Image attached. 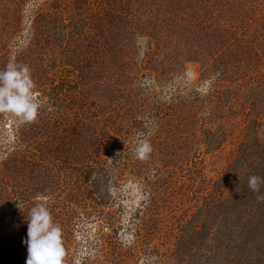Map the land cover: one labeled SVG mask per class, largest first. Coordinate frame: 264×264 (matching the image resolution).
<instances>
[{
  "label": "rangeland",
  "instance_id": "rangeland-1",
  "mask_svg": "<svg viewBox=\"0 0 264 264\" xmlns=\"http://www.w3.org/2000/svg\"><path fill=\"white\" fill-rule=\"evenodd\" d=\"M210 1V10L218 7ZM192 2L0 0V68L28 65L42 101L33 123L0 114V258L7 264H25L21 236L37 201L57 211L59 224L75 211L63 225L64 264H147L151 257L154 264H264V200L257 199L264 186L246 210L231 207V218L216 204L225 192L233 201L252 171L242 162L231 167L244 115L211 118V105L195 98L208 94L215 75L200 57L188 58L200 45L172 23L184 12L188 21L205 15ZM231 5L223 20L238 26L239 4ZM123 9L129 17H114ZM80 45L92 51L84 69L73 65ZM258 122L264 136V116ZM221 127L225 139L215 147ZM140 132L153 147L145 160L135 155Z\"/></svg>",
  "mask_w": 264,
  "mask_h": 264
},
{
  "label": "trees",
  "instance_id": "trees-1",
  "mask_svg": "<svg viewBox=\"0 0 264 264\" xmlns=\"http://www.w3.org/2000/svg\"><path fill=\"white\" fill-rule=\"evenodd\" d=\"M162 1L169 2L172 0ZM187 1L188 0H176V8H181ZM233 1L239 4L234 6L236 8L235 10L241 13V16L238 18L239 24L238 26H232L233 22H231V25L225 26L223 20L224 12H221V10L231 11L233 9V5H231ZM216 5H218V7H213L210 10V7H212L210 0H193L189 6H193V11H195L197 15H201V13L205 15L198 17L195 15L194 21H188L185 20L187 14L184 12L180 13L181 16L178 19H176V16H172L176 19L172 23L177 26V31L180 30L181 27H185L183 31H186L187 38H192L191 40L195 39V43L200 45V48L191 51L193 54L188 58L194 57L199 59L197 57H200L199 60L203 59L204 71L215 75L211 80L213 81V85L208 91V94L203 96L201 92H198L195 98L203 103L208 102V105H211L209 107V115H211V118L218 115V118L224 119L227 117L228 110H231V115H234V112L236 114H241V116L242 114L244 115V128L246 129L242 132V137L238 142L239 144L236 148L233 161L231 162V167L235 163L242 162L240 169H249L252 171V175L255 174L264 177V136L262 132H259L258 128L260 124L258 120L260 117L264 116V109L258 107L259 104L261 106L264 105V0H215L213 6ZM118 11H113L114 17L116 16L120 19H126L132 12L125 9H123V11ZM115 13L118 14L116 15ZM85 20L88 22V17ZM182 20L189 23L181 24ZM46 21L48 20L46 19ZM72 26L74 28L77 27V33L81 34L80 28L84 26L81 25L79 27L78 24ZM188 28H190L189 31ZM77 36L80 38V35ZM95 42L98 44L97 41ZM90 43L88 42V45H90ZM87 47L88 46L83 48L80 45L77 50L73 51L75 57L73 65H77V69H84V67H80V65L84 64V59L87 55L92 54V51L90 50V52ZM172 55L174 57H172ZM169 57L173 59L176 58L181 62L178 53L172 52ZM118 96V99L124 97L122 91H120ZM180 99L182 98H179L178 103H180ZM194 101L195 99L193 98L191 103ZM178 103L173 104L172 110L178 107ZM117 116H119V114H117ZM91 119L95 118L92 117ZM200 120H206L204 122H208L207 119L201 118ZM208 131L213 135L216 134L211 130ZM192 132L194 136L197 130H193ZM225 132V128L221 127L220 136L217 140H214L216 142L212 145L215 147L222 145L226 135ZM78 135H80V131ZM30 138L31 136L28 134L27 140ZM25 158L26 157H20V160L22 159L21 163L26 162ZM14 160L18 161L19 159L15 157ZM240 173L241 171L236 172L235 175L233 174L231 177H235L237 181L239 178H242L239 176ZM234 191L232 196L233 201L231 200V196H228L226 192L224 196L218 195L219 198L216 204L219 206L220 211L225 209L229 210L228 214L224 215L225 218H231V207L233 210L239 208L237 213L241 209L246 210L248 199L257 195L256 192H253L249 188L248 179L244 180L242 186L235 188ZM223 192L221 189L220 193ZM231 201L233 203H231ZM50 210L54 221L62 227V233L65 232L64 226H69L75 211L73 212L71 210L67 212L66 218L63 219V224H59L57 215H55L57 211L53 208H50ZM26 218H28V214ZM244 227H246V223ZM227 231L229 230L227 229ZM202 232L203 229H201V231L199 228L195 230L197 234ZM26 236V232H23V236H21L23 238H21V240L24 241ZM24 246L25 245H23V250H20V253L24 252L25 256L27 246L26 248ZM225 249L229 255L230 248L226 247ZM4 259L5 258L1 256L0 264H7ZM19 261L20 262H17V264H24L22 259Z\"/></svg>",
  "mask_w": 264,
  "mask_h": 264
},
{
  "label": "clouds",
  "instance_id": "clouds-1",
  "mask_svg": "<svg viewBox=\"0 0 264 264\" xmlns=\"http://www.w3.org/2000/svg\"><path fill=\"white\" fill-rule=\"evenodd\" d=\"M35 88L36 82L28 65L10 61L0 68V114L10 113L20 124L35 122L42 108V101L34 93ZM152 151L145 133H138L137 158L145 160ZM248 186L253 192L261 193L264 177L251 175ZM257 199L264 200V194L258 195ZM27 220V236L23 241L27 245L25 264H64L62 229L54 221L47 203L37 201L29 210ZM155 259L149 258L147 264H154Z\"/></svg>",
  "mask_w": 264,
  "mask_h": 264
}]
</instances>
